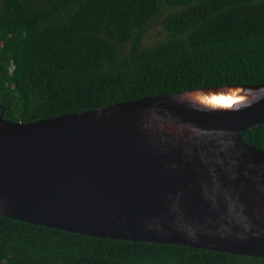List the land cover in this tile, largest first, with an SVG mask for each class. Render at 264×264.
<instances>
[{
	"label": "water",
	"instance_id": "1",
	"mask_svg": "<svg viewBox=\"0 0 264 264\" xmlns=\"http://www.w3.org/2000/svg\"><path fill=\"white\" fill-rule=\"evenodd\" d=\"M250 93L228 111L197 89ZM264 84L222 85L31 122L0 114V215L90 236L264 258Z\"/></svg>",
	"mask_w": 264,
	"mask_h": 264
},
{
	"label": "trees",
	"instance_id": "2",
	"mask_svg": "<svg viewBox=\"0 0 264 264\" xmlns=\"http://www.w3.org/2000/svg\"><path fill=\"white\" fill-rule=\"evenodd\" d=\"M160 19L162 38L144 44ZM264 84V0H0V114L21 122L155 94ZM241 137L264 150V122ZM0 264H264L0 215Z\"/></svg>",
	"mask_w": 264,
	"mask_h": 264
},
{
	"label": "bare ground",
	"instance_id": "3",
	"mask_svg": "<svg viewBox=\"0 0 264 264\" xmlns=\"http://www.w3.org/2000/svg\"><path fill=\"white\" fill-rule=\"evenodd\" d=\"M185 99L191 104L219 111H228L235 105L246 101L251 97L250 93L235 86L221 87L217 89H197L185 93Z\"/></svg>",
	"mask_w": 264,
	"mask_h": 264
},
{
	"label": "rangeland",
	"instance_id": "4",
	"mask_svg": "<svg viewBox=\"0 0 264 264\" xmlns=\"http://www.w3.org/2000/svg\"><path fill=\"white\" fill-rule=\"evenodd\" d=\"M162 38L160 19L152 21L145 33L143 43L151 44Z\"/></svg>",
	"mask_w": 264,
	"mask_h": 264
}]
</instances>
